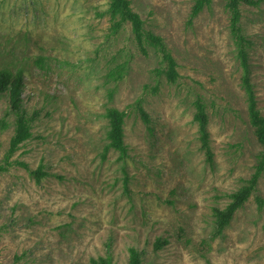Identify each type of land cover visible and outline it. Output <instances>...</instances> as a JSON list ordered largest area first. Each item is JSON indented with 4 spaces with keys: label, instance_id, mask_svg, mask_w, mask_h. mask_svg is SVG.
Segmentation results:
<instances>
[{
    "label": "rangeland",
    "instance_id": "374dc122",
    "mask_svg": "<svg viewBox=\"0 0 264 264\" xmlns=\"http://www.w3.org/2000/svg\"><path fill=\"white\" fill-rule=\"evenodd\" d=\"M194 1L130 0L177 63L170 81L160 52L149 45L141 52L128 25L111 34L108 0H0V64L22 69L32 89L55 97L0 172V264H89L107 252L112 264H126L132 244L142 264H264V170L215 233L212 208L251 177L261 145L248 121L226 0L191 17ZM255 1L240 5L241 26L264 115V0ZM116 64L126 69L112 79ZM197 98L208 116L211 163L193 119ZM108 107L125 113L124 159L112 149L103 155ZM12 134V125L0 131V163ZM39 167L45 175L37 180Z\"/></svg>",
    "mask_w": 264,
    "mask_h": 264
},
{
    "label": "trees",
    "instance_id": "16d2710c",
    "mask_svg": "<svg viewBox=\"0 0 264 264\" xmlns=\"http://www.w3.org/2000/svg\"><path fill=\"white\" fill-rule=\"evenodd\" d=\"M212 0H195L191 10V17L196 16L204 7L209 6ZM255 0H226L225 10L229 19V31L236 49V55L239 60L242 76L241 85L247 102L248 121L253 129L257 141L261 145V150L257 154V164L255 171L249 179H246L236 191L229 194L230 201L223 208L213 207V223L216 234H221L224 228L231 221L234 213L246 202L253 193L258 177L264 170V115L261 114L257 107L256 95L250 79L249 60L247 48L251 44L248 35L243 32L241 26L242 12L240 5L242 3L256 4ZM110 18L111 34H116L120 29L129 26L133 35L134 42L141 50L146 53L145 45L155 47L161 54L162 61L165 64V74L168 80L172 81L178 75L176 71L177 63L169 49H167L161 36L147 30L144 27V21L140 14L131 6L130 0H108V6L105 11ZM42 57H38L36 62L41 63ZM126 65L116 64L109 68L107 75L112 79L122 77ZM27 91L26 93H24ZM45 90H34L25 82V76L22 69H10L8 66L0 64V104L3 106V117L0 118V131L13 126V134L9 141V148L5 157L0 163V172L6 171L12 164L10 160L12 154L20 148L24 142L32 137V128L35 120L40 116L42 109L46 104H50L54 100ZM195 113L194 121L197 123L198 139L200 141V149L205 153V160L212 162L213 153L210 144V134L208 130V116L205 103L201 98L194 101ZM142 116L147 119V115L140 108ZM49 112L47 111L46 114ZM124 116L125 113L116 107L106 108L105 117L107 120V130L105 134L106 144L103 147V155L109 150H115L119 153L118 158L124 159L127 155V145L124 141ZM11 120V122L9 121ZM25 166V163L18 162ZM37 180H39L45 172L41 167L34 170ZM260 205L264 204V200L258 198ZM165 243V242H164ZM162 241L157 239L155 248L160 247ZM109 244L107 243V246ZM113 255L107 252L105 255L91 257L89 264H112ZM126 264H142L141 251L133 244L127 246V262Z\"/></svg>",
    "mask_w": 264,
    "mask_h": 264
}]
</instances>
